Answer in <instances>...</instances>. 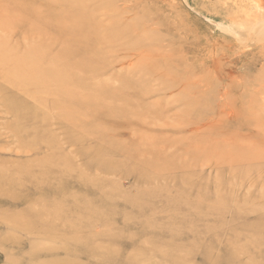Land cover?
<instances>
[{
    "label": "rangeland",
    "instance_id": "1",
    "mask_svg": "<svg viewBox=\"0 0 264 264\" xmlns=\"http://www.w3.org/2000/svg\"><path fill=\"white\" fill-rule=\"evenodd\" d=\"M71 4L0 0V264H264V0Z\"/></svg>",
    "mask_w": 264,
    "mask_h": 264
},
{
    "label": "bare ground",
    "instance_id": "2",
    "mask_svg": "<svg viewBox=\"0 0 264 264\" xmlns=\"http://www.w3.org/2000/svg\"><path fill=\"white\" fill-rule=\"evenodd\" d=\"M72 4H71V10H72V12L73 13H76L75 15H74V19L75 20H79L80 22H82V21H84V20H89V21H93L94 20V16H95V10H91V9H95V7H96V5H97V0H69ZM258 5V4H257ZM257 5H256V7H257ZM72 7L73 8H75V10L73 11V9H72ZM252 7V6H251ZM234 8V7H233ZM99 15V14H98ZM76 17V18H75ZM97 20V19H96ZM258 21V20H257ZM255 24V23H254ZM252 28V27H251ZM263 28V27H262ZM260 43V42H259ZM55 63V62H54ZM44 71H46V69H44ZM41 73V72H40ZM43 74V73H42ZM47 73H45V75H46ZM47 75H49V74H47ZM61 75V74H60ZM54 77V76H53ZM42 78V77H41ZM52 79V78H51ZM54 80V79H53ZM20 81H21V79H20ZM21 83V82H20ZM23 84V81H22V83L20 84V85H22ZM25 84V83H24ZM27 84V83H26ZM37 84V83H36ZM52 83H50V85H51ZM48 85H49V83H48ZM47 86V85H46ZM22 87V86H21ZM23 87H24V85H23ZM13 88V87H12ZM26 88V87H25ZM27 88H28V86H27ZM51 88V87H50ZM35 90V89H34ZM33 90V91H34ZM1 91V90H0ZM32 92V91H31ZM1 93V92H0ZM37 93H39L38 92V90H37ZM2 94V93H1ZM31 95V94H30ZM4 96V95H3ZM2 97V96H1ZM30 97V96H29ZM5 102V101H4ZM13 104V103H12ZM11 106V105H10ZM6 107L8 108L9 107V105L7 106L6 105ZM71 112V111H70ZM74 112V111H73ZM71 114V113H70ZM73 116H74V114H73ZM15 127V126H14ZM20 130V129H19ZM18 130V131H19ZM21 134V133H20ZM29 168V167H28ZM30 174V173H29ZM28 174V175H29ZM96 174V173H95ZM0 177H2V176H0ZM29 177V176H28ZM31 177V176H30ZM9 179V178H8ZM19 181H20V179H19ZM10 181H8V183H9ZM22 182V181H21ZM25 183V182H24ZM1 185V184H0ZM6 189L7 188H5L4 190L6 191ZM1 190V189H0ZM4 190H3V188H2V191L4 192ZM1 191V192H2ZM3 192H2V194H3ZM11 192V191H10ZM9 192V193H10ZM5 193V192H4ZM8 193V194H9ZM1 194V193H0ZM6 194V193H5ZM19 194H20V192H19ZM10 195H12V194H9V196ZM14 195V194H13ZM3 196H5V198H7L6 197V195H4L3 194ZM8 196V195H7ZM8 196V197H9ZM17 197V196H16ZM2 198V195L0 196V199ZM9 198H11V196L9 197ZM13 198H15V197H13ZM16 199V198H15ZM11 200V199H10ZM4 203H7V202H4ZM5 206V205H4ZM5 208H6V206H5ZM0 209L2 210V207H0ZM7 209V208H6ZM8 210V209H7ZM4 211H6V210H4ZM15 211V210H14ZM19 212V211H18ZM11 213V212H10ZM13 213V212H12ZM5 215H7V214H5ZM12 215V214H11ZM8 216H10L9 215V213H8V215L6 216V218L8 217ZM15 216V215H14ZM1 217V216H0ZM4 217V216H3ZM5 218V219H6ZM15 219H16V217H14ZM22 218V217H21ZM2 219H4V218H2ZM30 221V220H29ZM18 222V221H17ZM22 222V221H21ZM31 222V221H30ZM30 222H29V224H28V221H27V224L28 225H26V226H30L31 224H30ZM16 223V222H15Z\"/></svg>",
    "mask_w": 264,
    "mask_h": 264
}]
</instances>
